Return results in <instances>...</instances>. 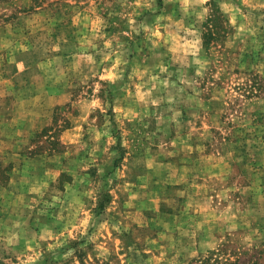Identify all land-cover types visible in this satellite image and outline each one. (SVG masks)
Segmentation results:
<instances>
[{"label": "rangeland", "instance_id": "1", "mask_svg": "<svg viewBox=\"0 0 264 264\" xmlns=\"http://www.w3.org/2000/svg\"><path fill=\"white\" fill-rule=\"evenodd\" d=\"M0 264H264V0H0Z\"/></svg>", "mask_w": 264, "mask_h": 264}]
</instances>
